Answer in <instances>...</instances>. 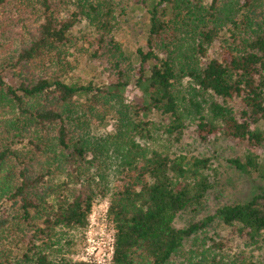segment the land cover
I'll return each instance as SVG.
<instances>
[{
  "label": "trees",
  "instance_id": "trees-1",
  "mask_svg": "<svg viewBox=\"0 0 264 264\" xmlns=\"http://www.w3.org/2000/svg\"><path fill=\"white\" fill-rule=\"evenodd\" d=\"M140 3L134 59L113 37L120 0H0V264H91L67 256L71 233L105 198L110 264H168L215 221L228 235L213 248L228 260L242 248L228 264H264L251 254L264 251V188L177 228L205 207L209 160L154 147L195 125L202 142L242 146L228 163L264 177V0ZM81 60L105 82L73 79Z\"/></svg>",
  "mask_w": 264,
  "mask_h": 264
},
{
  "label": "rangeland",
  "instance_id": "rangeland-1",
  "mask_svg": "<svg viewBox=\"0 0 264 264\" xmlns=\"http://www.w3.org/2000/svg\"><path fill=\"white\" fill-rule=\"evenodd\" d=\"M120 1L113 37L135 59V52L145 44L148 17L140 7L132 6L137 2L141 4L142 0ZM80 28L83 29V25L82 27L79 26L77 31ZM101 69L97 70L94 66H89L86 61L81 60L76 71L72 74V78L85 82H95L96 80L105 82V77L99 75ZM140 94L139 90L132 92V95L136 96L135 100ZM126 97L129 101L131 99L130 93ZM150 119L156 123L167 124L165 121L160 122L161 117L156 115ZM194 131L195 125H191L188 130L183 131L182 137L176 141L174 136H169L162 130L156 135V141H154L155 149L163 154L183 155L188 159L209 160L208 169L202 171L211 184L206 195L205 207L198 213L189 211L180 214L175 220L177 228L185 227L190 222L212 215L221 206L247 202L258 194L261 188H264V177L254 174L249 178L228 163L230 159L242 158L244 152L242 146L221 137L216 141L211 140V142L205 143L198 138ZM262 155L264 159V153ZM108 206L109 200L107 198L98 199L92 207L88 226L82 231L71 233L73 245L68 248L67 256L73 262L87 261L93 264L95 260L108 264L109 249L114 234L113 227L107 218ZM227 235L228 231L218 221H215L204 231L188 238L168 264L234 263L238 258L237 254L242 249L241 247H233L227 252L230 260L225 257L223 252L213 248V242H219L221 239L226 240ZM243 250L248 255V250L244 248ZM251 254L255 260L260 259L264 263V251H254Z\"/></svg>",
  "mask_w": 264,
  "mask_h": 264
},
{
  "label": "built area",
  "instance_id": "built-area-1",
  "mask_svg": "<svg viewBox=\"0 0 264 264\" xmlns=\"http://www.w3.org/2000/svg\"><path fill=\"white\" fill-rule=\"evenodd\" d=\"M113 243H114V240H112V244H111V247L109 249V258H108V264H110L111 260H112V255H113ZM86 263H88L87 261H85ZM92 264V262H90ZM93 264H106V263H102V262H99V261H95L93 262Z\"/></svg>",
  "mask_w": 264,
  "mask_h": 264
}]
</instances>
